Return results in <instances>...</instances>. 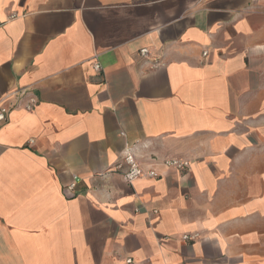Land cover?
Wrapping results in <instances>:
<instances>
[{
  "label": "crops",
  "instance_id": "obj_1",
  "mask_svg": "<svg viewBox=\"0 0 264 264\" xmlns=\"http://www.w3.org/2000/svg\"><path fill=\"white\" fill-rule=\"evenodd\" d=\"M0 107V264H264V0H0Z\"/></svg>",
  "mask_w": 264,
  "mask_h": 264
},
{
  "label": "built area",
  "instance_id": "obj_2",
  "mask_svg": "<svg viewBox=\"0 0 264 264\" xmlns=\"http://www.w3.org/2000/svg\"><path fill=\"white\" fill-rule=\"evenodd\" d=\"M141 55L146 54V50L140 51ZM98 69V66H95ZM27 109L29 110L30 107L28 106ZM6 120V109L0 107V124ZM122 164L125 166V170L122 172V178L125 182L131 184L134 181L141 179V178H148V179H156L158 174L152 170H143L138 162L136 156L132 152L130 148H126L121 154ZM122 164H118L115 166L116 170L122 168ZM163 166L167 169H173L176 171H184L189 167V163L187 161H183L180 159H165L162 162ZM74 185H71L69 189H72ZM184 240H188V236L183 237ZM127 264H131L132 261L128 259Z\"/></svg>",
  "mask_w": 264,
  "mask_h": 264
}]
</instances>
